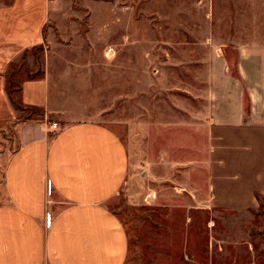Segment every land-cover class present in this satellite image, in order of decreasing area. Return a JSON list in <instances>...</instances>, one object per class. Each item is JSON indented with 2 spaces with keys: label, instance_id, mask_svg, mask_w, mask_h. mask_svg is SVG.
Here are the masks:
<instances>
[{
  "label": "crops",
  "instance_id": "obj_1",
  "mask_svg": "<svg viewBox=\"0 0 264 264\" xmlns=\"http://www.w3.org/2000/svg\"><path fill=\"white\" fill-rule=\"evenodd\" d=\"M64 9L50 0H0V264H126L130 235L113 207L124 190L136 211L178 195L200 207L258 206L264 0H151L153 38L161 40L153 54L168 60L162 56L153 77L127 67V36L107 32L104 68H78V54L61 48L69 40L57 25ZM50 40L56 44L34 68L30 51ZM137 41L133 52L144 57L143 36ZM25 59L17 97L42 112L30 118L6 90L8 70ZM133 95L141 107L129 116ZM118 96L127 137L102 119Z\"/></svg>",
  "mask_w": 264,
  "mask_h": 264
},
{
  "label": "rangeland",
  "instance_id": "obj_2",
  "mask_svg": "<svg viewBox=\"0 0 264 264\" xmlns=\"http://www.w3.org/2000/svg\"><path fill=\"white\" fill-rule=\"evenodd\" d=\"M50 1L65 6V20L57 22V25L64 26L69 40L61 42V48L66 55H72L69 53L72 51L78 54V68H104L103 36L106 32L113 39L121 38L122 34L127 36L124 45L127 50L123 53L129 54L126 62L128 68H146V75L153 77L155 68L162 66V56L167 60L166 52L164 55L160 51L162 56L153 54L161 40L153 38L157 31L153 24L151 0ZM124 18H127L128 24L122 23ZM52 28L57 29L54 24H50L49 30ZM55 35H59L58 31ZM140 36H143L141 44L146 49L144 57L136 56L132 49H136L137 37ZM120 38L112 41L121 52ZM53 43L56 44L50 40L48 44L42 43L30 51H33L34 59L37 60L34 68H42L46 50H52ZM171 57L176 64L182 58L175 51H171ZM117 59L120 61V56ZM184 60V65L192 62L190 58ZM99 61L102 63L96 65ZM119 61L116 63L120 64ZM16 68H28V63L23 62ZM123 99L118 96L112 106V114L102 119L112 124L118 134L125 133L126 136L121 120L122 114L126 112ZM140 107L133 95L129 98L128 115H135ZM139 174L134 169V189L138 186ZM147 187L152 188V185ZM184 198L178 195L177 200L170 205L169 202L161 206L146 203L139 206L137 212L131 208L132 200L126 196V191L122 192L113 207L130 235V254L126 264H264V196L260 197L255 208L234 211L210 205L200 207L195 201L190 204Z\"/></svg>",
  "mask_w": 264,
  "mask_h": 264
},
{
  "label": "trees",
  "instance_id": "obj_3",
  "mask_svg": "<svg viewBox=\"0 0 264 264\" xmlns=\"http://www.w3.org/2000/svg\"><path fill=\"white\" fill-rule=\"evenodd\" d=\"M21 64L23 65V62H21L18 65H21ZM18 65H16L14 68H11L10 70H8V72L6 74L7 75L6 90L8 92V95H9L12 103L14 104V106L20 110L25 109V111H26L25 117L30 118L31 116L36 115V114H41L42 112L38 108L24 107L22 104H20L18 97H17V94L20 90V85H19L18 81L15 79V74L20 69V68H16Z\"/></svg>",
  "mask_w": 264,
  "mask_h": 264
},
{
  "label": "built area",
  "instance_id": "obj_4",
  "mask_svg": "<svg viewBox=\"0 0 264 264\" xmlns=\"http://www.w3.org/2000/svg\"><path fill=\"white\" fill-rule=\"evenodd\" d=\"M51 126H52V127H55V126H56V122H52V123H51Z\"/></svg>",
  "mask_w": 264,
  "mask_h": 264
}]
</instances>
